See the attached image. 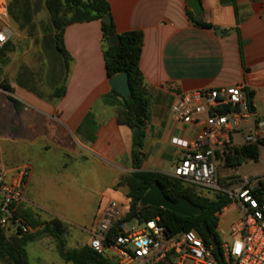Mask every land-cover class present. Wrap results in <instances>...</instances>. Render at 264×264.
<instances>
[{
	"label": "crops",
	"instance_id": "0c3cea01",
	"mask_svg": "<svg viewBox=\"0 0 264 264\" xmlns=\"http://www.w3.org/2000/svg\"><path fill=\"white\" fill-rule=\"evenodd\" d=\"M105 1L116 35L127 31L143 35L139 69L147 88L150 118L142 154L146 158L155 150L160 162L154 164L155 169L143 163L142 170L170 174L182 153L169 140L191 139L194 135L187 136L189 130L197 133L196 127L186 128L171 116L170 107L181 94L219 86L241 87L253 93V111L257 118L264 119V0H199L203 11L199 19L219 30H229L225 36L190 23L186 0ZM101 39L97 20L64 28L67 74L65 92L58 101L40 98L17 86L14 80L4 81L0 72V83L6 82L11 88V92L0 88V142L6 143L10 151L7 154L0 148V163L4 165L0 169L10 171L19 167L17 162L29 168L24 202L18 206L30 211L40 223L68 221L66 214L59 212L43 216L46 210L40 208L43 206L36 190L49 183L67 188L69 173L76 172L85 184H90L86 195L92 197L91 208L83 211L91 219L90 226L107 203L114 201L124 209L128 206L127 199L122 203L116 197L118 189L124 187L115 186L124 174L133 171L131 132L119 126L114 109L102 103L110 85ZM33 153H37L35 157ZM52 156L79 160L82 165L70 170L67 163H62L54 171L46 165ZM35 158L40 159L41 167ZM55 173L57 178L53 177ZM85 187L88 189V185ZM14 232L6 229L9 236Z\"/></svg>",
	"mask_w": 264,
	"mask_h": 264
},
{
	"label": "built area",
	"instance_id": "2783aa9c",
	"mask_svg": "<svg viewBox=\"0 0 264 264\" xmlns=\"http://www.w3.org/2000/svg\"><path fill=\"white\" fill-rule=\"evenodd\" d=\"M0 37L1 50L11 39L4 0L0 1ZM170 113L176 123L198 131L191 139L169 140L182 156L167 175L181 180L197 196L210 199L221 194L237 205L239 218L219 238V253L194 231L171 233L159 216L146 219L137 213L129 218L127 209L114 201L86 230L88 247L113 264H264V176L244 177L224 187L217 175V164L226 166L230 149L264 141V119L256 117L241 87L226 86L181 94ZM236 135L240 141L234 140ZM29 175L27 166L0 169V225L22 234L32 232L15 215L24 202Z\"/></svg>",
	"mask_w": 264,
	"mask_h": 264
},
{
	"label": "trees",
	"instance_id": "16d2710c",
	"mask_svg": "<svg viewBox=\"0 0 264 264\" xmlns=\"http://www.w3.org/2000/svg\"><path fill=\"white\" fill-rule=\"evenodd\" d=\"M45 9L50 18L51 28L48 31L52 35V41L48 36L44 38L46 46L55 48L64 62L61 64L64 69L63 78L60 85L50 86V92H44L37 88V81L30 71L21 66L14 77V83L28 92L47 100L58 101L65 92V77L67 74L66 58L68 54L63 42L64 28L72 23H82L90 21H100L101 24V49L104 59L107 79L126 73L128 77L131 95L129 98L122 97L115 89L110 87L108 93L102 98V103L115 111L116 120L119 126L127 127L131 132L130 159L133 171L122 177L116 184V188H126L125 197L128 200L127 216L130 218L140 213L144 218H154L159 216L161 222L171 233L194 231L203 241L208 244L211 238H215L220 244L217 228L219 216L223 209L231 205V201L221 194L212 198L197 196L194 190L186 186L181 180L173 178L167 174L155 171L142 170L144 159L142 149L145 141V128L150 118V106L147 95V88L139 69V62L142 53L143 35L139 31H127L118 35L119 42L111 45L108 38L115 35L114 24L106 25L102 19L109 15L110 7L105 0H44ZM8 14L12 20L20 27L31 23L32 10L28 0L21 2L13 0L8 6ZM188 20L194 26L214 31V33L225 36L229 30L218 28L200 19H195L190 11H187ZM9 48L6 44L0 50V57ZM0 88L6 92H11L10 86L6 82L0 83ZM248 102L252 105L253 93L245 91ZM87 122V118L86 121ZM264 147V141L255 144H246L241 147L230 149L226 157V165L237 167L245 160H258V148ZM224 187H229L237 183L236 179H219ZM158 184L165 196L172 201L187 199L198 206L202 212L198 216L183 217L170 211L140 206V200L146 191L153 185ZM15 215L21 218L30 226L33 232L22 234L19 230L8 236L6 228L0 225V264H27L25 248L28 244L36 240L37 229L41 235L50 236L58 242V252L61 260L71 264H113L105 257L93 252L88 245L78 250H65L63 240V223L59 220L40 223L33 218L30 211L18 206ZM205 224L209 235L202 229Z\"/></svg>",
	"mask_w": 264,
	"mask_h": 264
},
{
	"label": "rangeland",
	"instance_id": "374dc122",
	"mask_svg": "<svg viewBox=\"0 0 264 264\" xmlns=\"http://www.w3.org/2000/svg\"><path fill=\"white\" fill-rule=\"evenodd\" d=\"M4 1L8 9L10 2L13 0ZM20 1L24 2V0ZM28 3L32 10L30 24L20 27L8 14L11 39L7 43L9 44V48L5 51L4 55L0 57V72L3 75L4 81H13L18 68L24 66L37 81V88L47 92L54 86L61 84L64 74V69L60 63L62 58L55 48L46 46L44 42V38L51 35L48 33L51 28V22L47 10L45 9V1L28 0ZM50 86H52V88H50ZM241 128L244 132V125H242ZM195 134L196 130H189L187 136H195ZM234 140L240 141L241 136H234ZM0 148L2 151L4 150V152H8L7 154L10 153L4 142H0ZM17 154L18 151H15L14 155ZM34 154L37 153H33V157H35ZM156 154L155 150H151L146 158L143 159L142 164L145 163L146 168L155 169L156 167L154 164L160 162L158 158L156 159ZM34 160L36 165L41 167L42 164L40 159L35 158ZM47 160L48 162L46 165L52 166L54 171H57L59 165L62 163H67L70 170L73 168L77 169L82 165L79 160L70 161L66 159L64 161V159H57L54 156ZM1 164L2 163H0V165ZM17 164H19L17 166H20L21 163L17 162ZM128 174L129 173H126L124 176ZM217 175L220 179H236L238 181L243 180L244 177L254 178L264 176V147L260 146L258 148L257 161L245 160L241 165L235 168L218 163ZM53 177L57 178L58 175L55 173ZM68 177L71 178V180L68 182L67 188H64L62 184L49 183L42 185L40 189H37L36 191L38 194L37 196L40 199L39 202L43 206L40 208L46 210L42 211L43 216H47L49 212L66 214L68 221L66 224H63L65 250H78L83 246H86L89 240L86 230L90 227L91 219L83 214V211L87 212L91 208L90 201L92 200V197L86 195L88 193L87 190L91 187L89 183L85 184L76 172L69 173ZM234 184L236 183L229 186H233ZM85 185H88V189H86L87 187H85ZM78 187L83 189L78 191ZM125 191V188L118 189L116 197L119 202H125ZM122 206L121 208H125L124 205ZM31 207L35 209V207ZM238 218L239 213L237 205L232 202L231 205L223 211L220 217V229L217 230L219 238L223 236L229 223ZM37 231V233H33V235L36 234V240L33 243L28 244L25 248L27 264H71L65 263L61 260L58 252V242L54 238L39 234L40 229H37ZM7 235L9 236L10 234L7 233ZM185 264L191 263L187 261Z\"/></svg>",
	"mask_w": 264,
	"mask_h": 264
},
{
	"label": "water",
	"instance_id": "95a60500",
	"mask_svg": "<svg viewBox=\"0 0 264 264\" xmlns=\"http://www.w3.org/2000/svg\"><path fill=\"white\" fill-rule=\"evenodd\" d=\"M187 8L193 13V16L196 19L201 18L202 16V6L199 0H186ZM102 22L106 25L111 24V17L109 15H106ZM52 36H48V40L51 41ZM109 43L111 45H116L119 42L118 35H112L108 38ZM110 87L115 89L122 97L129 98L131 95L129 82L127 74L121 73L118 74L108 81ZM140 206L142 207H153V208H160L167 211H170L172 213H175L177 215L183 216V217H192V216H198L201 214L202 210L196 206L195 204L191 203L187 199H180L178 201H172L170 200L165 194L163 193L161 187L158 184H153L146 193L142 196L140 200ZM202 229L205 232L206 235H209L208 228L205 224L202 225ZM210 243L215 247V253L218 252L217 242L215 238H211Z\"/></svg>",
	"mask_w": 264,
	"mask_h": 264
},
{
	"label": "snow or ice",
	"instance_id": "6c2138e0",
	"mask_svg": "<svg viewBox=\"0 0 264 264\" xmlns=\"http://www.w3.org/2000/svg\"><path fill=\"white\" fill-rule=\"evenodd\" d=\"M0 38H2V37H0Z\"/></svg>",
	"mask_w": 264,
	"mask_h": 264
}]
</instances>
